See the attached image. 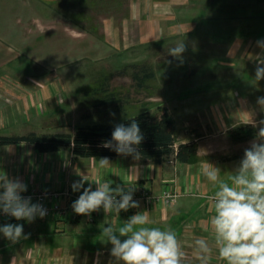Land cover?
Here are the masks:
<instances>
[{"label": "crops", "instance_id": "0c3cea01", "mask_svg": "<svg viewBox=\"0 0 264 264\" xmlns=\"http://www.w3.org/2000/svg\"><path fill=\"white\" fill-rule=\"evenodd\" d=\"M40 1L45 4H53L56 1L62 5L54 10L57 20H65L68 24H71L69 21L76 24L78 21L86 22L85 26H68L63 23L65 33L74 43L77 40L79 45H84L88 40H97L103 49L106 48L105 43L113 47L122 46V36L127 32L126 35L130 36L128 45L135 50L134 60L137 63L143 60L140 63H145L150 71L153 70L152 57L155 55V59L156 54L161 53L163 61L171 60L173 56L169 54V49L177 43L164 44L167 41H162L159 46V43L152 41L160 39L163 35L183 36L179 40L184 39L186 50L181 57L174 59L188 62L192 67L194 65L189 75L194 80L190 77L186 81H193L196 86L179 93L184 96L194 94L187 97L194 100L191 103L194 108L182 101L179 105L164 104L162 107L167 108L173 119L175 148L180 143L194 142L196 157L191 163H181L174 156H170L160 163L153 164L133 160L132 157L115 156L108 157L112 162L111 167L99 169L98 161L93 160V157H75L70 148L40 152L26 142L0 145V165L9 176H18L27 184L26 193H48L52 195L53 202L57 201L63 207H71L83 191L72 190L74 181H82L85 188L91 185L92 190H95V183L101 179H110L114 182L113 187H132L134 191L144 187L149 196L148 199L138 200L139 208L121 211L119 216L104 213L101 209L93 212L90 218L77 215L74 218L62 219L37 218L32 223L16 220L0 222L23 224L24 233L30 234L28 239H21L16 244H11L0 235V264H121L112 257L111 245L106 243L102 229L109 224L118 229L124 220L142 211L149 212L152 221L147 227L172 228L188 254L186 264H197L192 255L193 238L203 236L210 243L213 239L208 224L212 213L209 211V202L204 197L213 194L219 186L218 183L207 181L202 174L204 162L220 167L223 174L224 171L234 168L243 157L233 155L243 152L253 140L259 141L257 133L261 127L259 122L264 120V108L258 106L256 101L258 97L264 96V79L255 80V68L259 60L264 59V49L257 47L256 42L264 40V14L247 17L259 21L257 24L251 22L255 26L253 28L209 29L196 25L199 21L196 9L206 0H128L124 8V18L133 23L130 29L123 31L124 28L106 26L110 21L116 25L117 20L124 19L120 6L123 0ZM104 2L109 5L108 8L104 6V9L110 10L111 13L100 17L103 22L101 27L88 24L93 19L91 9H101ZM75 4L79 5L77 11ZM78 12L80 15L74 16ZM177 20L180 21V27L175 23ZM212 22L216 23L214 20ZM201 24L202 22L199 23ZM165 32L167 34H164ZM141 45L144 46L140 48ZM9 60L0 58L1 136L23 135L29 132L72 133L75 126L68 128V117L85 119L94 114V111L99 114L124 111L127 116V112L140 111L137 107L139 105H144L141 109L146 110L149 102L163 101L158 94L162 88H157L154 93L150 91V83H156L157 77L138 76L131 78L132 90L128 96H123L119 89H116L118 92L113 95L103 92L99 94L98 103H91V112L81 113V110L86 109L85 102L79 99L77 103L75 99L73 102L71 96L61 98L53 92L51 84L45 85L46 81L42 82L41 78L36 80L34 76L21 72L9 71V74H1L4 68L9 67ZM36 64L39 66L41 63ZM153 71L155 74V69ZM20 75L26 80L20 78ZM114 78L116 76H104L97 83L111 85ZM167 80L161 83H169ZM103 89L106 91L107 87ZM56 91L59 93V88H56ZM139 97H145L147 102ZM185 99L186 97L182 100ZM60 111L63 112L61 115L58 114ZM146 111L157 114L159 108L155 112ZM44 112L47 113L46 118L43 117ZM244 124L255 128L256 137L243 142H233L228 132ZM64 125L67 126L63 127ZM133 168L139 169L137 180L135 176L126 174V171ZM164 189L177 193L173 203L166 204L160 199ZM213 251L211 264H225L215 255V249Z\"/></svg>", "mask_w": 264, "mask_h": 264}, {"label": "clouds", "instance_id": "9594fccd", "mask_svg": "<svg viewBox=\"0 0 264 264\" xmlns=\"http://www.w3.org/2000/svg\"><path fill=\"white\" fill-rule=\"evenodd\" d=\"M257 47L264 49V40H258ZM184 39L169 49L173 57H181L185 52ZM264 79V59L259 60L255 68V80ZM257 105L264 108V96L258 97ZM115 115V113H111ZM250 115V114H249ZM251 119V116H250ZM252 121V119H251ZM253 123V121H252ZM257 136L244 150L242 159L231 171V182L220 180L221 168L204 162L202 174L207 181L217 184L218 189L205 196L212 213L208 224L213 234L212 243L203 236L194 237L192 255L197 264H211L214 251L225 264H264V120ZM144 140L138 121L131 119L126 126L123 123L114 126L111 139L103 147L123 157L139 160V146ZM98 161V168L112 166L108 157ZM130 177L139 178V169L126 171ZM110 179H101L85 188L82 181H74L72 190L81 192L71 207L77 215L91 217L93 212L119 216L121 211L139 208V202L133 199L134 188L116 185ZM27 184L18 176L13 177L0 165V215L9 216L16 221L34 222L44 218L47 209L43 204L25 196ZM167 202L175 199L165 193L161 197ZM152 223L149 212H136L118 229L111 224L103 227L106 243L111 245V255L121 264H186L188 254L181 240L172 228L147 227ZM0 235L11 244L28 239L24 225L20 223L0 224ZM123 238V239H122Z\"/></svg>", "mask_w": 264, "mask_h": 264}, {"label": "rangeland", "instance_id": "374dc122", "mask_svg": "<svg viewBox=\"0 0 264 264\" xmlns=\"http://www.w3.org/2000/svg\"><path fill=\"white\" fill-rule=\"evenodd\" d=\"M127 1L123 0L120 4L123 12L122 18L126 16L124 8ZM206 1H202L203 4L199 5L200 8L196 9V16L199 19L196 25L202 28L208 27L209 29L223 30L253 28L255 26L251 22L257 24L259 21L247 17L264 14V0ZM76 6L75 10L77 11L79 5ZM101 6V9L95 10L93 7L90 11L93 19L88 24H95L97 28L101 27V23H103L100 17L103 14L111 13L110 10L104 9V6L109 7L107 3L104 2V5ZM61 7L62 5L56 1L53 4H45L40 0H0V58L10 59L9 67L4 68L1 74L11 71L34 76L36 80L37 78H41L42 82L46 81L44 82L46 83L45 85L50 83L54 89L53 92L57 95L59 94L61 98L71 96L73 102L74 99L76 103L78 99L85 102L87 104L86 109L81 110V113L85 111L91 112V103H98L100 99L99 94L103 92L110 94L117 93L118 90L116 89H119L122 91L123 96H128L132 90L131 68L129 67H131V63L136 64L137 61L134 60V47L131 48L128 45L130 43V36L126 35L127 32H124L122 36V46L113 47L105 43L104 47L106 48L103 49L100 48L101 44L97 40H88L84 45H79L76 42L77 40L74 43L65 33L66 30L63 28V23L68 26H72V24L85 26L87 24L85 21H78V24L74 21H69L71 24H68L65 20L55 19L56 11L54 10ZM79 15L78 12L74 16L78 17ZM233 17L243 18L234 19ZM213 20L216 21L215 24H213ZM200 22H202L201 25H199ZM110 23L112 25L109 26ZM132 23L129 19L126 20L124 18L117 20L116 25L113 24V21H110L106 26L117 29L124 28L123 31H125L132 27ZM175 23L180 27L179 20L175 21ZM164 34L167 33L165 32ZM182 38L183 36L179 34L172 36L163 35L160 39L152 42L159 43L158 45L160 46V42L162 41H167L164 44H168V42L174 44L181 41L179 39ZM142 46L144 45H141L140 48ZM156 55L155 59V55L152 57L151 63L153 70L155 69L156 71L154 75L157 78L155 79L156 83H150V91L152 90L154 93L157 88H162L161 91L165 92L159 90L158 94L163 101L149 102L146 110L155 112L164 104L179 105L180 101L189 103L190 108H194L191 106L194 100L191 97L187 99L188 96H194V94L184 96L182 93H179L186 92L196 86L193 81H186L190 77V79L194 80L192 76H189L190 71L194 69V65L192 67L188 62H181L179 59H174V57L169 61H163V54L158 53ZM142 61H139V63ZM39 62L41 64L38 66L36 63ZM41 65L44 67H41ZM126 68L129 69L126 70ZM123 70H126L124 75L117 73ZM108 75H112V77L116 76V78L112 79L111 85H108L106 91L96 90L99 87L97 82H100V79ZM20 78L26 80L22 75H20ZM165 79H168L167 82L169 83L163 85L161 81ZM55 87L59 88V93H57ZM185 97L186 99L182 100ZM139 98L147 102L145 97ZM60 102L63 101L60 100ZM143 106H137L140 111L127 112V116L141 112V110H144L141 109ZM62 113L60 111L58 114L61 115ZM112 113H115V115L113 116L111 113L99 114L94 111V114L85 119L76 118V116L72 118L68 117V128H71L73 125L76 128L79 125L85 124H118L127 117L124 111H113ZM43 117H47L46 112L43 113ZM66 126L64 125L63 127ZM238 154H242V152L240 151ZM238 162L235 164V167L238 165ZM234 168L224 171L220 175V180L230 183L231 171Z\"/></svg>", "mask_w": 264, "mask_h": 264}, {"label": "trees", "instance_id": "16d2710c", "mask_svg": "<svg viewBox=\"0 0 264 264\" xmlns=\"http://www.w3.org/2000/svg\"><path fill=\"white\" fill-rule=\"evenodd\" d=\"M129 68H131L130 76L132 79L138 76H154L152 68V71H150V68L145 63H131V67ZM128 69L126 68V70ZM126 70L117 73L124 75ZM98 84L99 87L96 90L104 91L103 87H108V84L103 82ZM111 94L113 95V93ZM131 119L138 121L141 132L144 135V140L139 146L141 153L139 161L157 164L170 156H174L181 163H191L194 161L196 157L194 142L180 143L175 148L174 123L166 107H159V113L157 114H151L146 110L141 111L135 115L127 116L121 123L127 126L131 122ZM115 125L117 124L80 125L72 133L55 132L39 134L29 132L23 135H0V145L26 142L32 144L40 152L70 148L73 156L78 158L115 157L120 155L103 147V143L111 139V133ZM228 134L233 142H243L255 138L256 130L253 126L244 124L234 127ZM243 153L244 151L242 154H235L233 156H243ZM54 202L62 206L59 202Z\"/></svg>", "mask_w": 264, "mask_h": 264}, {"label": "built area", "instance_id": "2783aa9c", "mask_svg": "<svg viewBox=\"0 0 264 264\" xmlns=\"http://www.w3.org/2000/svg\"><path fill=\"white\" fill-rule=\"evenodd\" d=\"M168 193L171 197H174L176 199L177 193H174L170 191L169 189H164L160 194V199L163 196V194ZM25 196H31L32 201L34 203L39 202L44 205V207L47 209V215L42 219H50V218H74L77 216V214L73 211L72 207H62L58 205L56 202H52V195L45 193V192H37V193H24ZM212 195V194H210ZM56 195L54 194V197ZM56 198V197H55ZM141 198L148 199V191L144 187L138 188L136 191H134L133 199L135 201L140 200ZM174 199V200H175ZM162 200V199H161ZM173 199H169L167 202L162 200L164 203H173ZM41 219V218H40ZM9 220H15L9 216L0 215V222L3 221H9Z\"/></svg>", "mask_w": 264, "mask_h": 264}]
</instances>
